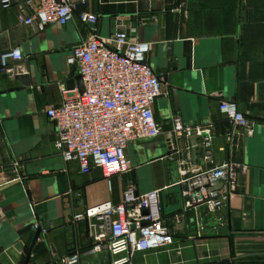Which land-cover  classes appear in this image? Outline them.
<instances>
[{
    "label": "crops",
    "instance_id": "1",
    "mask_svg": "<svg viewBox=\"0 0 264 264\" xmlns=\"http://www.w3.org/2000/svg\"><path fill=\"white\" fill-rule=\"evenodd\" d=\"M72 1L73 19L43 30L21 21L34 12L36 1L0 5V53L18 48L22 74L31 81L24 86L0 71V264L24 263L35 224L42 233L27 264H62L61 257L73 252L79 253L77 264H110L105 247L92 249L88 221L72 217L105 200L121 202L130 185L140 194L160 190L173 233L171 245L139 252L132 264H264V0ZM82 12L99 16L96 30L102 37L113 34L115 17L121 16L131 40L150 44L146 61L164 76L153 112L165 130L174 115L185 124L211 125L215 162L241 166L227 206L207 214L191 210L172 222L182 200L163 136L130 141L126 152L132 169L111 177L110 184L100 169L85 174L76 161L63 160L45 110L60 103L63 89H77L66 87L77 75L67 58L91 30L78 19ZM221 99L235 102L251 128L231 125L218 109ZM176 145L190 141L179 139Z\"/></svg>",
    "mask_w": 264,
    "mask_h": 264
},
{
    "label": "built area",
    "instance_id": "2",
    "mask_svg": "<svg viewBox=\"0 0 264 264\" xmlns=\"http://www.w3.org/2000/svg\"><path fill=\"white\" fill-rule=\"evenodd\" d=\"M33 1L37 3L34 12L21 21L27 25L34 22L39 30L52 23L65 25L74 17L76 2L72 0L25 3ZM0 5L8 8L11 0H0ZM78 19L91 30L71 49L67 64L81 76L83 93L63 89L60 103L45 110L55 127L54 147L63 160L76 161L85 174L93 168L100 169L110 184L111 177H121L132 169L126 152L130 141L163 136L169 146L166 159L176 165L182 200L181 211L173 215L172 222H179L191 210L204 209L207 214L227 206L241 166L231 160L215 162L210 148L211 125L185 124L179 115H174L170 128L165 130L164 124L155 119L153 104L163 93L164 76L155 73L146 61L150 44L131 40L121 16L115 17L117 28L108 38L97 33V14L82 12ZM21 60L18 48L1 52L0 71L24 73L25 67L18 63ZM218 109L231 125L251 128L252 121L235 102L221 99ZM192 136L199 137L197 144L201 147L195 163L191 160V144L176 145L179 139L189 140ZM11 166L17 171L19 162L14 160ZM242 169L245 171V166ZM215 184L220 188L214 190ZM122 197L119 203L105 200L73 215V221H88L94 251L105 247L111 256L110 264H132L137 253L173 243L171 221L163 215L159 189L136 195L135 186L130 185ZM205 226L200 217L198 227L203 231ZM60 261L77 264L79 253L65 255Z\"/></svg>",
    "mask_w": 264,
    "mask_h": 264
},
{
    "label": "water",
    "instance_id": "3",
    "mask_svg": "<svg viewBox=\"0 0 264 264\" xmlns=\"http://www.w3.org/2000/svg\"><path fill=\"white\" fill-rule=\"evenodd\" d=\"M14 78L16 80H18L19 82H21L24 86H29L31 84V81L29 79V76L27 74H16L14 75ZM76 85L77 87V90L78 92L81 94L83 93V86H82V82H81V76L79 74L76 75V77L74 79H68L66 81V87L67 88H73L74 86ZM199 139L198 136H192L189 141H190V144L192 145V148H191V160L193 163L196 162L197 160V155L199 154L200 152V145L197 144V140ZM146 141V140H150V139H139V141ZM218 185V184H215V186ZM139 191L136 189V195H139ZM179 195H180V191H179ZM42 233V226L41 225H38L36 231H35V234H34V237H33V241H32V245L29 249V252L27 254V257L24 261L23 264H27V261H28V256H29V253L32 249V246L34 245V243L37 241L39 235ZM21 244L18 243L17 244V247L20 248Z\"/></svg>",
    "mask_w": 264,
    "mask_h": 264
}]
</instances>
